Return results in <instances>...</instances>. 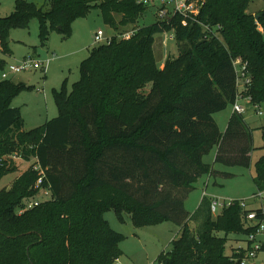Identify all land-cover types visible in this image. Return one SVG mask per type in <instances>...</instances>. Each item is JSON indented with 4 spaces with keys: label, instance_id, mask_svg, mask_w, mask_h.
Here are the masks:
<instances>
[{
    "label": "trees",
    "instance_id": "1",
    "mask_svg": "<svg viewBox=\"0 0 264 264\" xmlns=\"http://www.w3.org/2000/svg\"><path fill=\"white\" fill-rule=\"evenodd\" d=\"M199 2L194 17L174 13L143 26L136 24L147 6L136 0H45V8L15 0L0 16V50L7 54L9 29L31 18L38 20L40 45L51 29L69 36L72 21L91 8L114 32L108 43L87 49L69 92L65 81L53 90L57 116L30 130L19 108L9 106L27 86L0 80V178L16 169L15 156L33 158L0 189V264H115L124 236L104 218L108 210L135 227L175 221L170 249L157 257L163 264H240L245 249L226 254L225 240L253 231L246 216L256 211L261 218L260 210L233 200L213 216L204 195L188 213L184 200L203 174L228 175L203 161L213 147L216 162L250 165L254 146L243 114L231 111L223 132L213 115L234 102L236 57L251 77L246 94L264 105V11L255 18L250 0ZM127 28L132 35L118 37ZM167 31L178 53L159 67L152 42ZM5 63L0 57V69ZM261 133L264 142V125ZM262 149L256 191H264ZM42 189L49 197L19 212Z\"/></svg>",
    "mask_w": 264,
    "mask_h": 264
},
{
    "label": "rangeland",
    "instance_id": "2",
    "mask_svg": "<svg viewBox=\"0 0 264 264\" xmlns=\"http://www.w3.org/2000/svg\"><path fill=\"white\" fill-rule=\"evenodd\" d=\"M14 1L0 0V16H5L13 10ZM29 1L45 8V0ZM247 11L257 18L264 11V0H250ZM158 19L157 7L148 5L136 25H147ZM98 29L102 30L104 37L114 34L113 30L103 22L98 8H91L84 17L73 20L70 35L67 37H63L59 30L51 29L45 45H40L36 18L29 19L26 25H16L9 29L7 37L9 54L0 50V57L6 62L4 69H0V80L3 79L2 72H7L8 64H17L18 61L27 57L44 62L45 76H43L42 69H28L15 74H7L6 79L27 86L19 89L9 100V106L19 108L25 130H30L42 124L46 119L57 116L58 110L54 102L53 90L59 89L65 81V87L68 92L70 91L71 84L79 77L80 61L88 56L90 47L99 44L94 42V34ZM259 29L262 30L260 24ZM82 46L81 52L77 54V50ZM152 51L157 65L161 60H165L168 54L176 56L178 51L172 31L156 34L152 42ZM261 110L262 114L257 115L253 107L247 104L242 113L252 133L254 149L250 154V165L246 167L216 162L217 147H213L208 154L204 155L203 161L210 164L212 169L228 175L217 173L200 176L184 200V209L188 213L193 212L204 195L219 203L242 200L251 208L258 207L259 202L252 198L256 192L252 177L254 163L263 154L264 142L261 127L264 125V105H261ZM231 111L232 107L229 105L213 115L222 132ZM15 157L16 169L0 178V189L8 188L12 181L33 162V158L24 160ZM48 197L49 195H38V198ZM104 218L113 230L124 236L118 244L122 254L116 259V264H163L157 260V257L161 252L170 249V242L179 228L178 224L171 220H160L154 224L135 227L128 217H125L124 221H119L112 210L106 211ZM246 237L247 235L229 234L224 244L225 253L229 254L232 248L244 247ZM254 263L264 264L262 252L257 253Z\"/></svg>",
    "mask_w": 264,
    "mask_h": 264
},
{
    "label": "built area",
    "instance_id": "3",
    "mask_svg": "<svg viewBox=\"0 0 264 264\" xmlns=\"http://www.w3.org/2000/svg\"><path fill=\"white\" fill-rule=\"evenodd\" d=\"M137 3L142 5H152L157 7V14L160 19H164L167 16L179 13L184 17H194L200 8L199 0H136ZM183 23H185L183 21ZM133 30H126L119 34L120 38H128L132 35ZM112 36V35H111ZM111 36L104 37L101 29H98L94 34V42L96 43H108ZM233 65L236 70V96L234 102L232 103V111L237 113H243L245 111V105L249 104L253 107L254 112L257 115L262 114L261 105L252 103L251 96L246 94L247 89L251 84V77L249 75L248 69L246 68V62H244L240 57L233 59ZM28 69H44V62L35 60L31 57H27L18 61L17 64H8L7 72L3 71L1 77L3 79L7 78V74H15ZM42 182V177L39 176L35 183V187H38ZM41 194L50 195L48 189H42ZM252 198L259 202L258 208L260 210L261 218L257 216L256 211L248 212L246 218L248 221L255 226V229L247 234L246 245L244 247H236V252L240 248L245 249L243 257L240 258V264H255L254 259L257 257V253L264 250L261 248L262 243H264V191H256ZM47 198H31L26 203L25 206L19 210L21 212L23 209L30 208L36 205L41 200ZM233 200H229L226 203H219L217 201L211 200L210 211L212 215H216L222 206H228L232 204ZM240 205L246 207L248 204L245 201L240 200ZM263 236V238H261Z\"/></svg>",
    "mask_w": 264,
    "mask_h": 264
},
{
    "label": "crops",
    "instance_id": "4",
    "mask_svg": "<svg viewBox=\"0 0 264 264\" xmlns=\"http://www.w3.org/2000/svg\"><path fill=\"white\" fill-rule=\"evenodd\" d=\"M82 48H83V46L81 47V48H79L77 51H78V53L77 54H79V52H81V50H82ZM163 62H164V60H161V62H160V64L158 65L159 67H162V65H163ZM43 76H45V73H44V75ZM231 114V113H230ZM230 114H229V116H230ZM229 116H227V118L229 117ZM16 158V157H15ZM198 180V179H197ZM261 238H263V236H261ZM115 264H116V261H115Z\"/></svg>",
    "mask_w": 264,
    "mask_h": 264
},
{
    "label": "water",
    "instance_id": "5",
    "mask_svg": "<svg viewBox=\"0 0 264 264\" xmlns=\"http://www.w3.org/2000/svg\"><path fill=\"white\" fill-rule=\"evenodd\" d=\"M8 40V39H7ZM27 250H28V247H27V249H26V253H27ZM30 264H32L31 262H30Z\"/></svg>",
    "mask_w": 264,
    "mask_h": 264
}]
</instances>
